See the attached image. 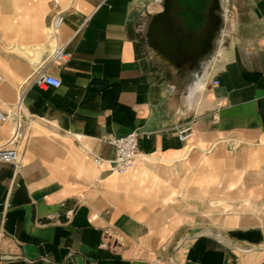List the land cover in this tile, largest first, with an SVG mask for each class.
Instances as JSON below:
<instances>
[{
	"label": "crops",
	"instance_id": "crops-1",
	"mask_svg": "<svg viewBox=\"0 0 264 264\" xmlns=\"http://www.w3.org/2000/svg\"><path fill=\"white\" fill-rule=\"evenodd\" d=\"M59 1L57 42L71 61L55 67L54 0H0V108L17 112L23 96L24 135L21 175L0 162V264H264L258 214L229 213L214 228L204 216L233 207L215 191L264 172V0ZM171 5L193 29L214 30L189 70L147 41ZM42 72L62 86L26 83ZM187 124L194 136L182 142ZM14 130L0 123V145ZM136 130L135 167L112 173L109 141ZM210 229L232 246L202 235Z\"/></svg>",
	"mask_w": 264,
	"mask_h": 264
},
{
	"label": "built area",
	"instance_id": "built-area-1",
	"mask_svg": "<svg viewBox=\"0 0 264 264\" xmlns=\"http://www.w3.org/2000/svg\"><path fill=\"white\" fill-rule=\"evenodd\" d=\"M54 14L51 24L48 28V33L52 38V49L48 57V64L59 67L64 64H68L71 61V54L67 51V46L61 45L57 42V36L65 23V11L60 8V1L54 0ZM5 81L3 74L0 72V86ZM28 80L26 83H30L31 86H38L40 88H54L58 89L62 86L60 78L42 72L36 76L32 82ZM219 81L214 82V86H218ZM24 89V85L22 86ZM25 93V92H24ZM24 95V94H23ZM23 96L18 103L17 112H4L0 108V123L15 122V130L12 133L10 139L5 144L0 145V162L10 164L14 167L16 176L21 175L22 169V154L20 150L21 142L24 140V135L20 131L19 112L21 110ZM219 118L216 117L215 121ZM143 133L139 130L133 131L122 138H113L109 143L115 148V157L107 162L111 165V172L118 174H125L131 171L140 157L139 153V141ZM177 136L182 142H188L194 136V126L187 124L177 129ZM102 158L96 157L95 163L97 165L104 162ZM106 233L116 237H120V234L109 228Z\"/></svg>",
	"mask_w": 264,
	"mask_h": 264
},
{
	"label": "flooded vegetation",
	"instance_id": "flooded-vegetation-1",
	"mask_svg": "<svg viewBox=\"0 0 264 264\" xmlns=\"http://www.w3.org/2000/svg\"><path fill=\"white\" fill-rule=\"evenodd\" d=\"M211 29H193L187 21L177 19V6H169L147 26V41L152 50L167 59L174 67L191 69L196 60L210 51Z\"/></svg>",
	"mask_w": 264,
	"mask_h": 264
},
{
	"label": "rangeland",
	"instance_id": "rangeland-1",
	"mask_svg": "<svg viewBox=\"0 0 264 264\" xmlns=\"http://www.w3.org/2000/svg\"><path fill=\"white\" fill-rule=\"evenodd\" d=\"M236 167L237 169H241V163L232 161L231 168L234 170ZM238 171L240 174V170ZM227 175L226 182L223 184L224 186H228L231 179V172L227 173ZM211 197L216 199L222 198L226 200L229 205L233 206L232 208L210 206L209 209L204 212V216L207 217L208 223L211 224L212 228L216 227L218 224H222L227 215L233 212L246 214L256 213L261 217L260 223L264 225V172L262 169L253 172H243L237 188L232 190L227 187L225 189L220 188L219 191H215L211 194ZM246 199H250L251 204L245 203ZM208 231L216 230L210 229Z\"/></svg>",
	"mask_w": 264,
	"mask_h": 264
},
{
	"label": "water",
	"instance_id": "water-1",
	"mask_svg": "<svg viewBox=\"0 0 264 264\" xmlns=\"http://www.w3.org/2000/svg\"><path fill=\"white\" fill-rule=\"evenodd\" d=\"M202 235L214 237V238L219 239V240H221V241H223V242H225V243H227V244H229V245L232 246V244H230L229 242H227V240H225L219 232H216V231H206ZM1 259H2V257L0 256V260ZM232 264H237V263L236 262H233Z\"/></svg>",
	"mask_w": 264,
	"mask_h": 264
}]
</instances>
